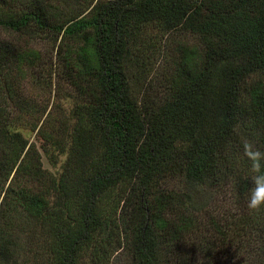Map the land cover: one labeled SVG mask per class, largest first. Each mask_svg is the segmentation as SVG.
<instances>
[{
	"label": "trees",
	"instance_id": "obj_1",
	"mask_svg": "<svg viewBox=\"0 0 264 264\" xmlns=\"http://www.w3.org/2000/svg\"><path fill=\"white\" fill-rule=\"evenodd\" d=\"M88 4L60 19L46 0H0V26L53 36L54 94L62 79L74 91L57 175L40 167L21 132L0 126V264H79L86 253L100 262L121 247V229L130 264H209L231 248L227 258L243 260L236 264H264V206L247 207L252 172L242 146L264 151V0ZM175 30L195 36L197 50L179 46L164 97L145 98L138 91L154 43ZM20 55L0 36V86ZM168 178L179 187L162 185ZM223 188L244 207H211ZM16 212V223L37 232L10 228Z\"/></svg>",
	"mask_w": 264,
	"mask_h": 264
},
{
	"label": "rangeland",
	"instance_id": "obj_2",
	"mask_svg": "<svg viewBox=\"0 0 264 264\" xmlns=\"http://www.w3.org/2000/svg\"><path fill=\"white\" fill-rule=\"evenodd\" d=\"M46 2L50 6L58 8L56 11L60 19L67 18L72 14H84L89 8V0H46ZM147 30L152 29L148 28ZM0 36L13 41L16 52L25 57V60L21 58V55L17 59L14 57L6 65V73L10 70V81L1 83L0 93L3 95L5 92H12L13 95L10 99L2 98L3 96L0 94V100L2 98L0 126L7 125L5 123L7 122L21 132L22 136L27 139V143L33 144V148L36 150L33 153L34 155L38 154L40 167L57 175L60 171V164L65 158V152L57 149L62 147L65 150L68 144L70 126L64 121L69 118L72 105L71 95L74 91L70 84L62 79V88L59 87L56 94H54L56 86L54 85V74L53 71L49 72L55 59L54 38L46 31L14 32L2 26H0ZM195 38L191 33L179 30L171 31L159 37L154 43L156 47L154 55L156 57L152 62L150 71L144 74V85L142 90L140 88L141 91L138 92H143L144 97L149 99L159 100L164 97L165 79L171 72L173 64L171 58L175 55L178 57L177 48L179 46H183L189 52L197 50ZM33 53L38 57L32 56ZM136 87H138L137 83ZM67 122L71 123V119ZM38 127L40 130L44 129L45 132L40 134ZM49 133L52 134L48 136ZM53 137L56 140H53ZM50 148L54 149L51 150ZM50 153H52V156H50ZM162 185L173 189L179 187L178 180L174 178L162 181ZM216 193L210 203L216 211L228 210L236 213L238 210L236 204L240 208L244 207L242 202L240 203L239 200L235 199L232 190L223 188V190H218ZM130 196L134 199L133 195ZM132 198L131 200H133ZM234 199L237 201L235 202ZM17 214L18 212L14 214V222L10 224V228L14 229L15 232L22 227L37 232V226L29 221L26 222V219L22 222L18 220V223H16ZM12 215L13 211L11 210L9 216ZM125 233L122 229L118 230L117 238L120 240L121 247L118 246L115 250L110 247L111 250L108 256H102L100 262L94 259V257H97L96 255L91 258L86 253L82 255L79 264H130ZM229 252L233 253V249L227 251L221 249L209 264H227L232 259L235 264L243 261L237 257L229 260L227 258ZM243 253V256H245L246 253ZM255 257L256 262H258L261 256L256 253V256H252L251 259L253 260ZM39 263H42V261H39ZM16 264L24 263L20 261Z\"/></svg>",
	"mask_w": 264,
	"mask_h": 264
},
{
	"label": "clouds",
	"instance_id": "obj_3",
	"mask_svg": "<svg viewBox=\"0 0 264 264\" xmlns=\"http://www.w3.org/2000/svg\"><path fill=\"white\" fill-rule=\"evenodd\" d=\"M244 155L251 162V186L247 193V207L258 211L264 206V151L256 148L250 141L242 142Z\"/></svg>",
	"mask_w": 264,
	"mask_h": 264
}]
</instances>
